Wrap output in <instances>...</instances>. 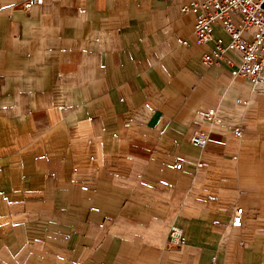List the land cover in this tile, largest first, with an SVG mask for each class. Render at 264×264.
Masks as SVG:
<instances>
[{"label":"crops","instance_id":"0c3cea01","mask_svg":"<svg viewBox=\"0 0 264 264\" xmlns=\"http://www.w3.org/2000/svg\"><path fill=\"white\" fill-rule=\"evenodd\" d=\"M25 1L0 0V264H264V94L203 64L190 0Z\"/></svg>","mask_w":264,"mask_h":264},{"label":"built area","instance_id":"2783aa9c","mask_svg":"<svg viewBox=\"0 0 264 264\" xmlns=\"http://www.w3.org/2000/svg\"><path fill=\"white\" fill-rule=\"evenodd\" d=\"M42 2L43 0H26L25 8L29 10L34 4ZM181 9L195 14L193 34L196 41L204 45L214 43L210 51L202 54L203 64L212 66L226 62L233 67L231 72L234 76H242L250 81L254 93L264 94V0H190ZM217 24H221L229 35L227 43L222 37H215L214 27ZM179 41L184 44L188 42L187 39ZM229 51L238 54L239 61L235 66L233 59L227 56ZM237 102L247 104L248 100L239 98ZM213 116L214 110H209L206 114L208 119ZM234 133L240 136L241 128H235ZM191 142L204 149L208 137L195 131ZM182 164V161H178L174 166L180 169ZM242 212L241 206L236 207L231 226H241ZM168 242L174 245L184 243L180 227L170 228Z\"/></svg>","mask_w":264,"mask_h":264}]
</instances>
